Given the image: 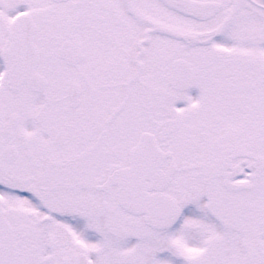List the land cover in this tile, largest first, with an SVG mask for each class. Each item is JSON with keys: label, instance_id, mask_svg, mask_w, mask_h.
<instances>
[{"label": "snow or ice", "instance_id": "6c2138e0", "mask_svg": "<svg viewBox=\"0 0 264 264\" xmlns=\"http://www.w3.org/2000/svg\"><path fill=\"white\" fill-rule=\"evenodd\" d=\"M0 264H264V0H0Z\"/></svg>", "mask_w": 264, "mask_h": 264}]
</instances>
